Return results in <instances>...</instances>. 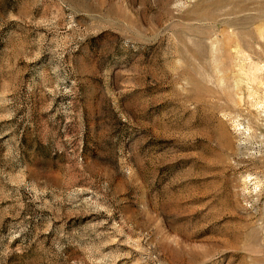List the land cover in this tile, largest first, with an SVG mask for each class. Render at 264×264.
<instances>
[{
	"label": "rangeland",
	"instance_id": "374dc122",
	"mask_svg": "<svg viewBox=\"0 0 264 264\" xmlns=\"http://www.w3.org/2000/svg\"><path fill=\"white\" fill-rule=\"evenodd\" d=\"M0 264H264V0H0Z\"/></svg>",
	"mask_w": 264,
	"mask_h": 264
}]
</instances>
